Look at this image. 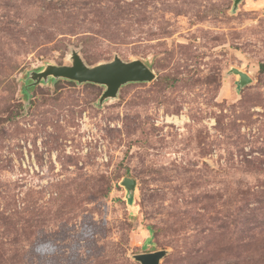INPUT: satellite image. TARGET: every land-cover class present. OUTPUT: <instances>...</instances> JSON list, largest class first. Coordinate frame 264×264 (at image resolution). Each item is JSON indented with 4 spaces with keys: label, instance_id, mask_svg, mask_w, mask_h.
Here are the masks:
<instances>
[{
    "label": "rangeland",
    "instance_id": "374dc122",
    "mask_svg": "<svg viewBox=\"0 0 264 264\" xmlns=\"http://www.w3.org/2000/svg\"><path fill=\"white\" fill-rule=\"evenodd\" d=\"M234 5L0 0V264H264V0ZM74 50L156 79L24 91Z\"/></svg>",
    "mask_w": 264,
    "mask_h": 264
},
{
    "label": "water",
    "instance_id": "95a60500",
    "mask_svg": "<svg viewBox=\"0 0 264 264\" xmlns=\"http://www.w3.org/2000/svg\"><path fill=\"white\" fill-rule=\"evenodd\" d=\"M242 0H235L234 8ZM69 65L47 64L39 71H31L25 82V90L40 85L42 82L47 84L49 81L54 83L60 80L76 82L82 84H94L105 88L104 93L99 99V105L112 99H116L122 87L129 84L150 83L156 79V75L146 63L140 59L124 61L116 56L113 60L88 65L80 53L72 51ZM229 74L239 77L237 81L238 89L251 83L250 76L237 69L232 68ZM123 187L128 191V198L132 201L137 186V182L131 178H125L122 182ZM167 255V251L161 250L152 253L135 255L134 259L141 264H159Z\"/></svg>",
    "mask_w": 264,
    "mask_h": 264
}]
</instances>
